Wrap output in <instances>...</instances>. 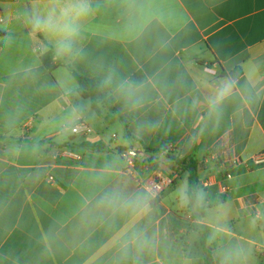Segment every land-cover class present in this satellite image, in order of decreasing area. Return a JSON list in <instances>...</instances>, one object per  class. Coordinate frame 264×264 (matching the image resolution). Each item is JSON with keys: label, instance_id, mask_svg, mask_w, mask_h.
Masks as SVG:
<instances>
[{"label": "crops", "instance_id": "obj_1", "mask_svg": "<svg viewBox=\"0 0 264 264\" xmlns=\"http://www.w3.org/2000/svg\"><path fill=\"white\" fill-rule=\"evenodd\" d=\"M262 152L264 0H0V264H264Z\"/></svg>", "mask_w": 264, "mask_h": 264}, {"label": "trees", "instance_id": "obj_2", "mask_svg": "<svg viewBox=\"0 0 264 264\" xmlns=\"http://www.w3.org/2000/svg\"><path fill=\"white\" fill-rule=\"evenodd\" d=\"M43 1H52V0H43ZM44 62L50 68L51 70L54 69V66L50 65L48 62V59L45 57ZM240 75V72H233L232 77L236 78ZM74 76L76 80L79 83V93L84 96H90L94 102L95 105L98 103H104L106 104L110 109L113 110V104L114 100L112 98H108L107 92L109 90V85L100 79L97 78H87L84 76H81L77 73H74ZM145 81V78L142 75H136L132 77V84L134 86H139ZM95 147H98L99 145H94ZM89 147H92L91 145ZM179 163L186 165L188 170L192 173V170H196L197 163L191 159H183V160H177ZM155 202H153L154 204ZM210 261L213 263V259L210 255Z\"/></svg>", "mask_w": 264, "mask_h": 264}, {"label": "built area", "instance_id": "obj_3", "mask_svg": "<svg viewBox=\"0 0 264 264\" xmlns=\"http://www.w3.org/2000/svg\"><path fill=\"white\" fill-rule=\"evenodd\" d=\"M72 132L74 134H86L89 132V127L82 123V122H79L78 124H76L73 128H72ZM138 154L136 151L134 150H128V151H125L124 152V157L128 163V165L132 166L134 164V161L135 159L137 158ZM249 163H251L252 165L254 166H264V152L262 153H259L255 156H253ZM169 184L168 181H161V182H155L153 185H152V193L154 196H158L160 195L165 187ZM264 254V252H263Z\"/></svg>", "mask_w": 264, "mask_h": 264}, {"label": "clouds", "instance_id": "obj_4", "mask_svg": "<svg viewBox=\"0 0 264 264\" xmlns=\"http://www.w3.org/2000/svg\"><path fill=\"white\" fill-rule=\"evenodd\" d=\"M83 12L84 10L81 9ZM121 200L119 194H109L103 198L102 202L107 203L108 205H113L117 201ZM122 207L125 210H129L133 213H138L140 211H146L148 208V196L147 195H135L132 197L123 198Z\"/></svg>", "mask_w": 264, "mask_h": 264}]
</instances>
